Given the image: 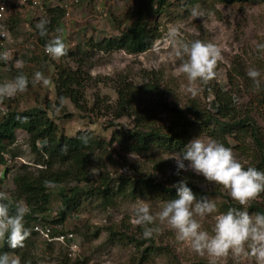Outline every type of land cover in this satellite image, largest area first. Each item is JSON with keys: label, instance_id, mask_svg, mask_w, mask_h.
I'll return each instance as SVG.
<instances>
[{"label": "rangeland", "instance_id": "obj_1", "mask_svg": "<svg viewBox=\"0 0 264 264\" xmlns=\"http://www.w3.org/2000/svg\"><path fill=\"white\" fill-rule=\"evenodd\" d=\"M63 1L65 0H40L41 5L35 6L33 0H0V3L5 2L8 7L7 21L4 24L15 53L10 63L14 69L5 68L0 61V83L10 81L19 74H25L31 80L37 71L42 72L51 81L47 86L42 83L33 86L30 83L24 93L11 98H0V115H4L9 106L17 107L21 111L34 107L45 109L48 106V115L58 125L62 135L74 137L79 132H88L95 138L109 141L114 131H127L133 127L131 119L116 118L114 109L109 108L115 107L117 103L116 80L122 75L134 85H138L142 83L140 77L144 71L151 73V77H156L160 86L159 99L150 96L151 102L161 99L164 103L180 108L196 102L202 108L214 110L215 99L212 94L206 92L204 84L194 85L197 88V94L194 96L185 91L186 78L176 71L180 58L176 57L168 41L173 29L178 30L186 40L199 39L215 43L221 48L223 59L216 66L213 80L224 89L230 85L229 72L235 78L239 77L237 74L242 69L246 73L251 67L264 72V54L258 53L256 49L258 42H264V0L237 2L231 5L205 2L192 7L185 5L186 0H169L170 5L166 11L158 16L147 17V22L158 28L159 37L151 49L140 54H130L124 50L105 51L103 48H93L91 44L118 37L135 19L138 0H82L80 4L72 7L71 20L64 24L61 20V26L47 34V42L60 36L67 47V53L77 56L84 73L91 78L86 91L89 111L80 112L69 100L61 109L55 105L54 81L57 71L63 66L76 67L70 57L53 59L37 45L39 35L35 25L40 20L48 21V9L60 7ZM193 9L198 15H192ZM209 12L214 15H209ZM17 60L22 63L17 64ZM18 69L20 71L17 72ZM239 80L243 81L242 77ZM210 82L211 80L207 83ZM262 83L264 78L261 79ZM251 93V89L242 88L238 99L243 108L252 104L249 102ZM253 115L264 133L260 114L254 111ZM199 136L212 138L206 133H200L193 135L190 141ZM247 145L254 146L250 139L247 140ZM231 149L242 163H250L247 156L241 155L235 148ZM173 153L177 152L156 149L145 155H134L122 151L119 145L115 144L103 154L102 165L113 187L120 183V177L133 180L145 178L155 185L172 187L187 175L192 177L191 181L205 193L204 197L217 204L218 212H226L227 205L242 207L231 198L228 190L206 182L202 176H197L191 171H181L180 176L174 175L176 165L175 161L170 159ZM5 154L11 156V162L4 165L9 169V173L1 178L3 181L0 191L10 194L14 206L17 203L25 205L23 201L15 198L14 177L26 170L40 169L39 162L42 158L32 153L29 139L22 131H17L15 143ZM109 154H112L113 162L110 161ZM97 168V163L94 162V169L89 176L91 182L49 185L51 197L48 211L35 215L36 220L32 222L35 225L50 227L52 232H73L72 242H75L77 247L75 251H71L67 245L60 243L47 245L40 235L32 236L29 230L31 236L28 237L35 244L32 251L36 264H256L252 256H235L229 253L215 258L207 254H197L187 243L177 240L174 231L166 225H160V232L151 237L154 247L159 248L151 252L149 249L152 244L146 240L148 238L143 237L142 226L134 223L133 205L139 198L150 201L158 211L159 206L168 201L163 200L159 193L138 198L116 196L113 203L107 206L100 198H84L81 199L78 211L69 216L62 225L53 223L59 219L61 191L71 187L91 189L93 181L99 177ZM257 203L264 208L262 193L247 206V210L250 213H258L251 209ZM214 222L213 215L201 220L203 228L209 232ZM136 239L142 244L133 242ZM3 242L4 240H0V254L8 253L10 258H19L17 252L3 250ZM22 247H26L24 242Z\"/></svg>", "mask_w": 264, "mask_h": 264}, {"label": "trees", "instance_id": "obj_2", "mask_svg": "<svg viewBox=\"0 0 264 264\" xmlns=\"http://www.w3.org/2000/svg\"><path fill=\"white\" fill-rule=\"evenodd\" d=\"M250 1L252 0H186L185 5L192 7L205 2L231 5ZM169 5V0H138L135 19L132 23L121 31L118 37L104 39L98 44L91 43L92 47L103 48L105 51L124 50L130 54H140L151 49L159 34L158 28L147 22V17L160 15L167 10ZM48 14L49 34L59 25L61 26L65 11L60 7L49 8ZM36 32L39 35L38 30ZM46 43L47 35L45 37L39 35L37 45L44 50ZM65 57H70L76 68L63 66L58 69L54 81L55 105L63 109L65 102L69 100L80 112H88L86 91L91 78L86 76L80 60L74 53H67ZM242 70L236 78L231 72L228 73L230 85L226 89L213 79L209 84H204L206 92L212 94L215 99L216 108L214 110L202 108L196 102H191L184 108L164 103L161 99L151 102L150 96L157 99L160 97L158 94L160 86L156 77H151V73L144 71L140 77L142 83L134 85L126 76L120 75L116 80L115 89L118 95L117 103L115 107H108L114 109L116 118L131 119L133 127L127 131H114L109 141L95 138L92 133L88 132H79L74 137L62 135L58 125L48 115L50 109L48 106L45 109L34 107L23 111L9 106L6 113L0 115V167L6 164L3 154L7 153L9 147L15 143L17 131L26 134L32 153L42 158L39 162L40 169L26 170L14 177L15 198L23 201L29 208V213L25 216V227L31 231L32 236H39L33 231L35 223L32 221L36 220L35 215L48 211L51 197L49 185L91 182L89 176L91 170L94 169V162L97 163L99 177L93 181L91 189L71 187L61 191L62 205L58 213L59 219L53 222L56 225H62L69 216L77 212L82 202L81 199L84 198H100L105 206L112 204L116 196L138 198L146 194L159 193L163 200L176 198V191L173 187L163 184L155 185L145 178L133 180L120 177V183L113 187L111 180L107 177L108 174L104 172L102 159L107 148L115 144L119 145L122 151L134 155H145L156 149L178 153L193 135L206 133L226 147L235 148L241 155L247 156L250 159L249 165L264 170V133L253 115L254 111L260 114L264 130V83L256 88L247 76V72ZM240 77L243 81L239 80ZM242 88L251 89L254 93H251L249 100L252 104L245 108L238 99ZM81 136H87L86 144L81 140ZM248 139L254 146L247 145ZM108 157L113 162L112 154ZM4 169L5 176H7L9 169L7 170L6 166ZM185 177L188 178V186L197 199L203 198L205 193L191 181L192 177L187 175ZM2 181L3 179H0V184ZM95 184L96 187H94ZM232 207L239 206L227 205L226 210ZM14 209L13 205L12 210ZM251 209L264 213L263 206H259L258 203ZM69 234L74 235L73 232L68 234L60 231L52 232V236ZM113 234L116 235V233ZM146 240L152 244V248L149 249L151 252L159 250L154 247L152 238ZM23 242L26 247L11 248L5 238L3 250L17 252L22 264H36L32 251L34 241L28 237ZM133 242L138 241L136 239ZM46 244L53 243L46 242Z\"/></svg>", "mask_w": 264, "mask_h": 264}, {"label": "clouds", "instance_id": "obj_3", "mask_svg": "<svg viewBox=\"0 0 264 264\" xmlns=\"http://www.w3.org/2000/svg\"><path fill=\"white\" fill-rule=\"evenodd\" d=\"M192 15H198L195 9ZM209 15L214 13L209 12ZM47 23L46 20H40L35 25L41 37L48 34ZM168 41L176 57L180 58L176 71L186 78L185 91L194 96L197 94L194 85L205 84L215 77L216 66L223 59L221 48L215 43L199 39L186 40L176 29L170 32ZM256 49L258 53L264 54V42H258ZM44 51L53 59L67 55V47L60 36L48 41ZM9 58V52H0V61L7 62ZM16 63L22 62L17 60ZM247 76L259 88L264 72L251 67ZM30 83L33 86L37 83L47 86L51 81L40 71L35 72L31 80L27 75L19 74L10 81L0 83V98H11L24 93ZM80 138L87 143V136ZM170 159L175 161L174 175L180 176L181 171H191L202 176L206 182L228 190L231 198L242 207L218 212L213 200L207 197L197 199L188 186V178L183 177L172 185L176 198L163 202L158 211L150 201L139 198L133 205L134 223L142 226L143 237H153L160 232V225H166L174 231L177 240L187 243L197 254L215 258L229 253L235 256H252L256 264H264V213H250L247 210V206L264 193V170L248 165L247 162L242 163L233 150L222 142L201 136L189 141L180 152L173 153ZM4 168L0 179L5 175ZM12 208L10 194L0 191V240L6 238L11 248H17L22 247L23 241L30 235L25 227V216L29 208L19 203L14 211ZM209 215H213L215 221L211 232L205 230L201 223ZM0 264H20V260L2 253Z\"/></svg>", "mask_w": 264, "mask_h": 264}, {"label": "built area", "instance_id": "obj_4", "mask_svg": "<svg viewBox=\"0 0 264 264\" xmlns=\"http://www.w3.org/2000/svg\"><path fill=\"white\" fill-rule=\"evenodd\" d=\"M82 0H65L60 4V8L65 11L64 17H63V24L66 21L71 20L72 18V10L73 6H77L80 4ZM33 4L35 6H40L41 2L40 0H33ZM7 12L8 7L5 2L0 3V52L7 51L9 52L10 58L7 62L1 61L5 68H8L9 70L12 69L10 66V63L12 59L15 56L12 40L10 39L9 33L7 31L6 25L4 24L7 21ZM7 65V67H6ZM5 161L7 163L11 162V156L9 154L4 155ZM3 168V167H2ZM0 168V177L3 176V170ZM33 231L38 233L47 243H60L62 245H67L71 251H75L77 245L76 243L70 241L73 239V234L70 235H57L52 236V231L50 227L47 226H39L35 225L33 228Z\"/></svg>", "mask_w": 264, "mask_h": 264}, {"label": "water", "instance_id": "obj_5", "mask_svg": "<svg viewBox=\"0 0 264 264\" xmlns=\"http://www.w3.org/2000/svg\"><path fill=\"white\" fill-rule=\"evenodd\" d=\"M103 2L105 1V0H102Z\"/></svg>", "mask_w": 264, "mask_h": 264}]
</instances>
